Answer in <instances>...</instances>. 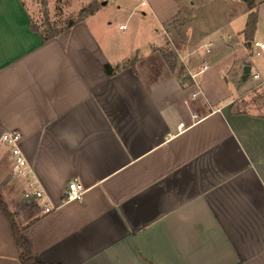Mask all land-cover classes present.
<instances>
[{"label": "crops", "instance_id": "crops-1", "mask_svg": "<svg viewBox=\"0 0 264 264\" xmlns=\"http://www.w3.org/2000/svg\"><path fill=\"white\" fill-rule=\"evenodd\" d=\"M147 1L160 41L141 56L136 45L95 33L86 17L44 40L22 0H0V136L20 133V149L55 209L30 215L25 179L13 172L6 146L1 199L39 264H264V115L234 109L238 95L216 105L194 78L190 52L177 51L171 71L159 48L169 40L165 23L184 3ZM255 10L251 38L242 33L246 23L228 21L199 37L220 38L210 59H225L218 68L238 94L257 83L253 63L244 54L226 57L233 33L249 49L264 42V0ZM211 43H203L206 53ZM132 54L134 69L106 74L105 64L122 65ZM73 179L82 196L64 200ZM20 253L0 203V264H22Z\"/></svg>", "mask_w": 264, "mask_h": 264}, {"label": "rangeland", "instance_id": "rangeland-1", "mask_svg": "<svg viewBox=\"0 0 264 264\" xmlns=\"http://www.w3.org/2000/svg\"><path fill=\"white\" fill-rule=\"evenodd\" d=\"M22 1L30 13L32 21L42 32L48 30L47 23L52 28L64 27L69 20L78 16L81 8L95 1L101 8L86 17L95 33H99L101 29H104L106 34L118 39L117 43L136 45L141 56L151 51L153 43L160 41L159 36L153 30L155 16L150 13L147 0V4L144 6L139 5L140 0ZM104 1L105 4L102 3ZM153 1L160 6L168 5L172 0ZM177 1L183 2L184 6L182 5L179 15L165 23L166 30L169 32V40L159 50L163 53L173 52L174 54L177 51L181 54L190 52L196 66L192 70L194 78L200 83L202 91L212 101H217L216 105L238 95L233 103L234 109L264 115V83L260 82L261 79L256 80L257 83L244 93L238 94L232 76L225 71L221 73L220 68H218L225 59L217 63L210 59L214 53L222 48L220 47V38L216 34L206 38V42H212L208 47L211 50L209 53H206V47H203L205 41L199 39L200 34L203 32L215 28L218 30L225 29L222 27H225L227 21L234 27H242L241 25L246 23L247 17L245 14L248 10L247 1L249 0H192L193 7L190 6L188 0ZM256 1L259 0H252L251 2ZM143 11L146 14H143ZM120 23L125 25L126 29L124 31L118 28ZM127 36H129V39L126 38ZM233 36H235V39L231 42L232 45L231 49L229 48L226 62L244 54L245 58L247 57V60L253 63L251 75L255 73L257 67L262 77H264V52L257 53L259 48L254 46L249 49L239 33H233ZM226 39L224 37V40ZM249 50L252 51L251 55ZM134 54L129 57L133 58ZM203 59L209 63L208 69H203ZM181 66L184 67V73L180 74V78H184V83H187L189 81L187 77H190V75L185 66Z\"/></svg>", "mask_w": 264, "mask_h": 264}, {"label": "built area", "instance_id": "built-area-1", "mask_svg": "<svg viewBox=\"0 0 264 264\" xmlns=\"http://www.w3.org/2000/svg\"><path fill=\"white\" fill-rule=\"evenodd\" d=\"M147 4L146 0H140L139 5L144 6ZM120 28H122L120 26ZM254 47H258L259 50L257 53H260V50H264V42L254 41ZM209 51V49H207ZM208 67L207 63H204L203 69ZM255 80L260 79L258 73L253 74ZM185 123L180 122L178 128H184ZM21 135L18 131H6L0 136V148L6 146L9 149V156L12 161V170L13 172L25 179V188L22 192L24 201L27 204H37L39 206V211L43 214L52 212L55 209V206L52 205L44 191L42 185L36 179V176L33 173L32 168L30 167L27 159L23 155L20 146ZM82 196V189L77 183V179H73L69 182L66 190L64 191V200H74L80 199Z\"/></svg>", "mask_w": 264, "mask_h": 264}, {"label": "trees", "instance_id": "trees-1", "mask_svg": "<svg viewBox=\"0 0 264 264\" xmlns=\"http://www.w3.org/2000/svg\"><path fill=\"white\" fill-rule=\"evenodd\" d=\"M100 6L97 5L95 1L91 2L88 4L86 7H83L80 9L78 16L75 19L69 20L66 25L62 28H52L49 23H47V31L42 32L39 30L36 25L33 23V26L40 32L42 38L44 40L50 39L52 37L57 36L61 32L69 29L76 23L82 21L85 17L93 14ZM256 22H257V12L255 10V2H248V15H247V20L244 29L242 30L243 35L246 38H251L255 29H256ZM164 59L166 60L168 67L170 68L171 71L175 70L176 67V60H175V54L173 52H167L163 54ZM138 60L137 56H134L131 60L126 61L122 65H117V66H112L109 63L105 64L104 70L106 74L111 75L113 74L118 68L120 67H125V66H131L132 69H134L135 63ZM184 73V67L181 66L179 70V75ZM180 77V76H179ZM188 80H190V77H187ZM181 82L184 83L185 79L180 78ZM0 203L3 205L4 209L6 210V214L8 218L11 221L12 228H13V233L14 237L16 240V243L18 244V247L20 248V262L22 264H39L38 261L35 259L32 249L29 245V243L24 239V237L21 234V230L24 226L19 225L14 216L11 214V212L7 211L6 205L4 204L3 200L1 199L0 196ZM30 210L32 211L30 215H33L39 211V206L37 204H31L29 207ZM33 222V219L29 221V223ZM28 223V224H29ZM27 224V225H28Z\"/></svg>", "mask_w": 264, "mask_h": 264}, {"label": "water", "instance_id": "water-1", "mask_svg": "<svg viewBox=\"0 0 264 264\" xmlns=\"http://www.w3.org/2000/svg\"><path fill=\"white\" fill-rule=\"evenodd\" d=\"M252 0H249L247 2H251ZM103 4H105V1L102 2ZM249 74H250V66L249 65H245L243 67V73H242V79L243 80H246L248 77H249Z\"/></svg>", "mask_w": 264, "mask_h": 264}]
</instances>
